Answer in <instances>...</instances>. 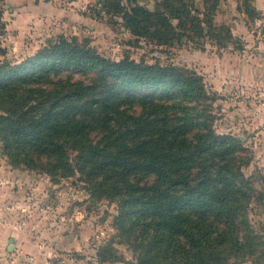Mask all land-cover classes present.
<instances>
[{
  "label": "trees",
  "instance_id": "16d2710c",
  "mask_svg": "<svg viewBox=\"0 0 264 264\" xmlns=\"http://www.w3.org/2000/svg\"><path fill=\"white\" fill-rule=\"evenodd\" d=\"M202 1L204 10L195 0H163L155 11L120 0L104 6L131 34L160 45L185 36L238 43L227 25L214 24L220 0ZM251 1L243 11L253 20ZM68 70L96 75L87 85L64 80ZM141 90L150 93L135 95ZM207 97L196 72L114 61L60 37L22 64L0 65L2 151L53 176L79 172L91 197L116 202L115 238L134 264H230L253 252L258 235L248 212L257 198L242 172L245 148L216 133ZM115 241L98 249L99 262L121 261Z\"/></svg>",
  "mask_w": 264,
  "mask_h": 264
},
{
  "label": "rangeland",
  "instance_id": "374dc122",
  "mask_svg": "<svg viewBox=\"0 0 264 264\" xmlns=\"http://www.w3.org/2000/svg\"><path fill=\"white\" fill-rule=\"evenodd\" d=\"M107 1V0H106ZM105 0H0V65L22 64L60 37L76 38L103 57L187 69L206 84L217 134L232 135L244 146L242 172L256 200L248 212L253 252L230 264H264V0H252L250 20L244 0H220L214 24L227 25L238 43L218 46L210 40L183 37L173 46L137 37L121 16L108 15ZM113 2V0H111ZM151 11L163 0H120ZM204 10L202 0H195ZM243 44V49L239 50ZM96 74L68 70L63 77L91 83ZM70 79V78H69ZM141 90L135 95L144 96ZM1 114V112H0ZM0 139V264H134L127 243L115 238L118 205L90 196L84 176H53L40 167L13 164ZM75 165V153H71ZM115 239L121 261L101 263L98 249Z\"/></svg>",
  "mask_w": 264,
  "mask_h": 264
}]
</instances>
